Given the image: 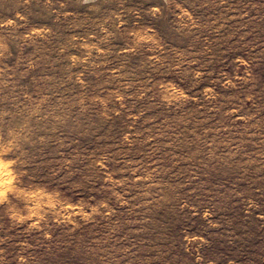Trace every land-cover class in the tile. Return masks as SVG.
Segmentation results:
<instances>
[{
    "label": "rangeland",
    "instance_id": "rangeland-1",
    "mask_svg": "<svg viewBox=\"0 0 264 264\" xmlns=\"http://www.w3.org/2000/svg\"><path fill=\"white\" fill-rule=\"evenodd\" d=\"M0 264H264V0H0Z\"/></svg>",
    "mask_w": 264,
    "mask_h": 264
}]
</instances>
